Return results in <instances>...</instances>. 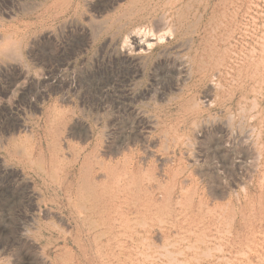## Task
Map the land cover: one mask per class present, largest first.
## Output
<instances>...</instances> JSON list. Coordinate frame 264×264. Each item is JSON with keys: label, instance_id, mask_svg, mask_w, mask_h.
<instances>
[{"label": "rangeland", "instance_id": "374dc122", "mask_svg": "<svg viewBox=\"0 0 264 264\" xmlns=\"http://www.w3.org/2000/svg\"><path fill=\"white\" fill-rule=\"evenodd\" d=\"M0 264H264V0H0Z\"/></svg>", "mask_w": 264, "mask_h": 264}, {"label": "bare ground", "instance_id": "6f19581e", "mask_svg": "<svg viewBox=\"0 0 264 264\" xmlns=\"http://www.w3.org/2000/svg\"><path fill=\"white\" fill-rule=\"evenodd\" d=\"M163 15H161V17H162ZM162 19V18H161ZM158 21H161V20H158ZM166 21V20H165ZM160 24V23H159ZM173 24V23H172ZM162 26H163V24H162ZM161 28V27H160ZM172 29V28H171ZM216 30V29H215ZM151 31H153V30H151ZM155 31V30H154ZM149 32H150V30H149ZM152 33V32H151ZM158 33V32H157ZM159 34V33H158ZM157 34V35H158ZM172 34V33H171ZM154 35V34H153ZM156 35V34H155ZM156 35V36H157ZM138 36V35H137ZM170 39V38H169ZM159 41V40H158ZM189 41V40H188ZM170 42V41H169ZM185 42V41H184ZM187 42V41H186ZM135 43V42H134ZM148 43V42H147ZM168 44V43H167ZM138 47V46H137ZM137 47L135 48V49H137ZM145 47H146V45H145ZM187 47V46H186ZM134 49V50H135ZM140 49V48H139ZM142 49V48H141ZM140 49V50H141ZM162 49V48H161ZM138 50V49H137ZM181 50H183V49H181ZM144 52V51H143ZM165 53V52H164ZM240 53V52H239ZM127 55V54H126ZM154 56V55H153ZM127 57H128V55H127ZM129 58V57H128ZM160 59V58H159ZM164 59V58H163ZM157 60V59H156ZM238 60V59H237ZM169 61V60H168ZM174 61V60H173ZM231 61V60H230ZM176 62V61H175ZM159 63V62H158ZM168 63V62H167ZM187 63V62H186ZM214 63V62H213ZM140 64V63H139ZM153 65V64H152ZM181 65H182V63H181ZM218 65V64H217ZM223 66V65H222ZM183 67H184V65H183ZM247 67V66H246ZM187 70V69H186ZM227 76V75H226ZM23 77V76H22ZM21 77V78H22ZM28 79V78H27ZM155 87V86H154ZM229 89V88H228ZM146 91V90H145ZM157 91H159V90H157ZM210 95V94H209ZM156 97V96H155ZM144 100V99H143ZM204 101V100H203ZM139 113V112H138ZM141 116V115H140ZM179 116V115H178ZM212 122V121H211ZM210 122V123H211ZM221 122V121H220ZM150 123V122H149ZM201 123V122H200ZM224 123V122H223ZM238 123V122H237ZM212 125V124H211ZM139 126V125H138ZM218 126V125H217ZM144 127V126H143ZM195 127V126H194ZM231 127V126H230ZM216 128V127H215ZM192 130H193V128H192ZM210 131V130H209ZM246 133V132H245ZM254 136H256V135H254ZM239 137V136H238ZM222 140V139H221ZM230 140V139H229ZM184 143V142H183ZM250 143V142H249ZM230 144V143H229ZM191 146V145H190ZM228 146V145H227ZM254 149V148H253ZM249 150H250V148H249ZM198 153V152H197ZM98 157V156H97ZM131 160V159H130ZM158 160V159H157ZM170 160V159H169ZM198 161V160H197ZM161 162V161H160ZM250 164V163H249ZM129 165H131V164H129ZM129 169H131V168H129ZM6 171V170H5ZM170 173V172H169ZM130 178H131V176H130ZM127 186V185H126ZM160 186V185H159ZM129 187V186H128ZM131 187V186H130ZM161 187V186H160ZM158 188V187H157ZM155 190V189H154ZM160 190V189H159ZM158 190V191H159ZM161 191V190H160ZM162 192V191H161ZM28 193V192H27ZM122 193V192H121ZM234 193V192H233ZM127 195V194H126ZM158 195H160V193L158 194ZM192 196V195H191ZM236 196V195H235ZM162 197V196H161ZM161 197H160V199H161ZM31 198V197H30ZM34 198V197H33ZM124 198V197H123ZM126 198V197H125ZM144 198V197H143ZM35 199V198H34ZM157 199V198H156ZM163 199V198H162ZM165 199V198H164ZM181 199V198H180ZM109 200V199H108ZM120 200V199H119ZM192 200V199H191ZM194 200V199H193ZM113 201V200H112ZM151 202V201H150ZM173 202V201H172ZM119 203V202H118ZM155 203V202H154ZM126 204H127V202H126ZM124 205V204H123ZM180 205V204H179ZM119 206V205H118ZM129 207V206H128ZM145 207V206H144ZM141 208H143V207H141ZM220 210V209H219ZM208 211V210H207ZM114 212H115V210H114ZM124 213V212H123ZM127 214V213H126ZM133 215V214H132ZM140 215V214H139ZM213 215V214H212ZM121 216V215H120ZM164 217V216H163ZM113 218V217H112ZM120 218V217H119ZM116 219V218H115ZM114 219V220H115ZM120 220V219H119ZM118 220V221H119ZM123 220H124V218H123ZM143 220V219H142ZM158 221V220H157ZM126 222V221H125ZM124 222V223H125ZM116 223V222H115ZM143 223V222H142ZM121 225H123V224H121ZM126 225V224H125ZM113 228V227H112ZM126 228V227H125ZM117 229V228H116ZM191 233V232H190ZM137 234V233H136ZM185 234V233H184ZM196 234V233H195ZM124 235V234H123ZM140 235V234H139ZM136 236V235H135ZM181 236V235H180ZM194 236V235H193ZM129 237V236H128ZM132 238V237H131ZM135 240V239H134ZM137 240V239H136ZM97 246V245H96ZM99 247V246H98ZM220 248V247H219ZM95 252V251H94ZM132 253V252H131ZM203 256V255H202ZM112 257V256H111ZM121 257V256H120ZM209 257V256H208ZM125 258V257H124ZM218 260V259H217Z\"/></svg>", "mask_w": 264, "mask_h": 264}]
</instances>
